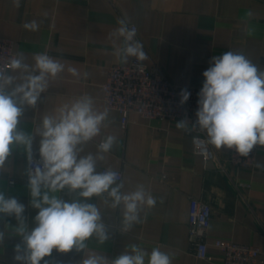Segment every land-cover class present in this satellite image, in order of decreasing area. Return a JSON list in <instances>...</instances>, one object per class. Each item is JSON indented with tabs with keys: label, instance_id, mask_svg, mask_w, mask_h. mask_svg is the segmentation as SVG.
Segmentation results:
<instances>
[{
	"label": "crops",
	"instance_id": "0c3cea01",
	"mask_svg": "<svg viewBox=\"0 0 264 264\" xmlns=\"http://www.w3.org/2000/svg\"><path fill=\"white\" fill-rule=\"evenodd\" d=\"M122 19L137 26L147 56L143 62L159 66L178 86L202 87L211 58L227 51L242 53L264 70V0H0V36L14 41L16 56L34 66L35 54L47 53L64 66L57 77L49 78L37 104L25 105L19 118L18 130L32 136V155L39 154L44 116L58 117L64 106L90 96L96 110H107L108 118L100 134L81 146L80 155H103L97 160L98 172L105 167L118 170L123 175L117 180L123 184L122 192L143 185L156 200L152 207L142 206L139 222L122 231L123 205L113 208L106 193L93 196L89 202L100 210L108 239L102 244L90 237L80 251L53 249L41 264H81L89 254L113 260L131 253L132 245L149 253L159 247L171 256V264H221L220 250L213 245L217 238L259 247L258 264H264V146L254 166L240 167L229 162L227 148L213 145L211 160L196 153L192 136L176 127L178 121L131 113L123 127L119 112L103 100L108 68L133 58L125 62L117 55L123 46V38L116 35ZM31 21L38 24L36 30L24 27ZM7 73L17 82L24 75L12 67ZM109 135L116 138L113 148L99 153V143ZM27 170L24 146H10L9 157L0 166V192L25 206L23 216L31 229L38 209L31 206ZM50 195L78 198L68 190ZM191 198L212 208L207 240L213 261L198 258L190 246ZM16 224L14 215L0 214L5 237L0 241V264H22L15 259L17 245L21 254L24 249Z\"/></svg>",
	"mask_w": 264,
	"mask_h": 264
},
{
	"label": "clouds",
	"instance_id": "9594fccd",
	"mask_svg": "<svg viewBox=\"0 0 264 264\" xmlns=\"http://www.w3.org/2000/svg\"><path fill=\"white\" fill-rule=\"evenodd\" d=\"M18 2V0H17ZM120 24L116 35L123 38V46L117 55L127 62L129 57L138 61L147 58L142 44L135 40L136 33L128 27L126 19ZM26 29L36 30L38 24L31 21ZM35 64L24 63L23 57L13 58L11 67L24 75L19 82L12 75L0 71V166L10 155V146L22 145L28 153L29 165L26 175L31 195V206L38 209L35 226L29 229L23 216L25 206L16 198H6L0 192V214L14 215L15 231L24 245L23 253L17 245L15 259L22 264H41L51 256L53 249L67 253L75 248H86V241L95 236L100 243L108 239L100 210L89 202L93 196L111 198L113 208L123 205V229L128 231L139 222L142 206L152 207L156 200L143 185L124 193L118 174L112 170L98 172L97 160L103 155H80L82 145L101 132L108 118L107 110L98 111L93 98L81 96L70 106H64L58 117L45 115L39 155L42 164L31 167L32 136L18 130L19 118L24 106H35L49 87V78H55L64 66L47 53H37ZM210 66L203 72V85L198 93L197 119L192 126L206 132L208 142L217 149H234L247 157L254 146H264V70H260L242 53L227 51L214 56ZM76 74L75 69L71 70ZM180 103L190 97L186 89L180 93ZM187 120L176 123L179 129H187ZM116 142L114 136L105 137L98 145L99 153L109 152ZM67 189L76 193L77 199L65 200L50 195ZM0 230V241L4 240ZM171 264V256L159 247L149 253L137 245L131 253H122L109 260L104 255L89 254L81 264Z\"/></svg>",
	"mask_w": 264,
	"mask_h": 264
},
{
	"label": "built area",
	"instance_id": "2783aa9c",
	"mask_svg": "<svg viewBox=\"0 0 264 264\" xmlns=\"http://www.w3.org/2000/svg\"><path fill=\"white\" fill-rule=\"evenodd\" d=\"M128 27L135 31V40L138 41L137 26L130 24ZM13 58H17L14 41L0 36V71L7 73ZM201 88L178 86L169 80L159 66L149 67L133 57L127 64H112L108 68L107 78L103 84V100L108 108L119 112L123 127L128 124L131 113L139 114L146 119L187 120L189 125L185 131L193 138L194 151L203 155L206 160H211L214 158V149L208 142L206 132L192 126L197 119L195 113ZM184 89L190 92V97L187 102L181 104L180 93ZM260 148L261 145L254 146L247 157L240 156L234 149H230L228 160L235 166L252 167ZM31 163L33 169L35 164H42L40 155L33 154ZM106 170L115 171L118 174L117 180L123 177L120 171L112 168L105 167L101 172ZM26 180L28 181L27 175ZM14 182L13 178L9 179L10 184ZM211 218V206L201 199L191 198L188 216L190 246L198 258L209 261L214 260L207 240ZM213 245L220 250L221 264H258L260 249L255 245L225 238L215 239Z\"/></svg>",
	"mask_w": 264,
	"mask_h": 264
}]
</instances>
